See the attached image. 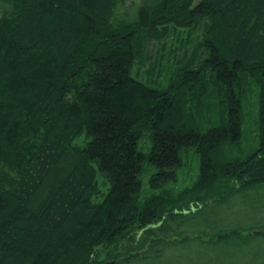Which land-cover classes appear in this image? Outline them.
Wrapping results in <instances>:
<instances>
[{
    "label": "trees",
    "instance_id": "trees-1",
    "mask_svg": "<svg viewBox=\"0 0 264 264\" xmlns=\"http://www.w3.org/2000/svg\"><path fill=\"white\" fill-rule=\"evenodd\" d=\"M195 1L143 0L119 18L125 0H3L0 264H139L205 250L204 235L264 263V0ZM250 90L258 143L227 158ZM192 150L198 174L177 188ZM209 208L256 217L176 233Z\"/></svg>",
    "mask_w": 264,
    "mask_h": 264
},
{
    "label": "rangeland",
    "instance_id": "rangeland-1",
    "mask_svg": "<svg viewBox=\"0 0 264 264\" xmlns=\"http://www.w3.org/2000/svg\"><path fill=\"white\" fill-rule=\"evenodd\" d=\"M199 1L201 0H196L195 3H198ZM142 2L143 0H125V5L119 6L116 16L119 18L126 17L127 13L131 14L134 12L136 8L142 4ZM4 7L5 4L3 0H0V14L3 12ZM168 44L169 48L175 45V39L173 37L169 39ZM151 53L154 56L156 55V51ZM163 67L168 69L166 63L163 64ZM244 119L243 140L241 143V148L227 153V158L241 159L258 143V95L254 90H250L246 97L244 104ZM146 141V138L142 139L140 142V148H143L144 145L146 146ZM198 170V155L196 154L195 150H192L188 154L186 153L184 156V166L178 170V181L176 187L182 188L190 185L195 180ZM155 172L156 169L154 167L150 165L144 166L143 174L141 176L143 188L138 199L139 206H142L152 195V192L149 190V180ZM254 217H256V215L252 213V210L244 208L235 209L232 210V212L224 209L209 208L194 216L185 225H181L182 230L176 233L181 236L189 235L194 237L197 236V234H192L191 232L185 231L199 229L205 230L215 219H224V221L219 224L220 227L236 226L238 223L248 225L250 222L254 221ZM169 235L171 236L173 234L170 233ZM177 236L173 237L172 239L174 240L178 238ZM209 239L210 237L204 235V240L208 244V246H204L208 247L205 248V250L200 249L201 247L199 248V245H201L199 241H195L189 243L187 246L168 247L165 250V255L163 258L139 264H264L263 262L257 263L255 261H251L246 256L237 255L235 251L229 247H220L214 249L211 247L212 245L209 246ZM251 251L261 254L263 253V248L256 247L251 249Z\"/></svg>",
    "mask_w": 264,
    "mask_h": 264
},
{
    "label": "water",
    "instance_id": "water-1",
    "mask_svg": "<svg viewBox=\"0 0 264 264\" xmlns=\"http://www.w3.org/2000/svg\"><path fill=\"white\" fill-rule=\"evenodd\" d=\"M252 234H258V232H253Z\"/></svg>",
    "mask_w": 264,
    "mask_h": 264
}]
</instances>
